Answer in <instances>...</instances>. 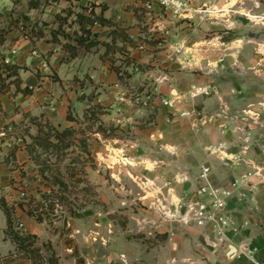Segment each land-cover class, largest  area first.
I'll return each instance as SVG.
<instances>
[{
  "label": "crops",
  "instance_id": "0c3cea01",
  "mask_svg": "<svg viewBox=\"0 0 264 264\" xmlns=\"http://www.w3.org/2000/svg\"><path fill=\"white\" fill-rule=\"evenodd\" d=\"M178 1L184 6L180 14L156 0L74 2L90 4L84 13L93 10L111 23L92 29L109 48L80 49L68 58L65 42L51 43L44 30L41 39L25 36L27 19L45 21L44 1L29 10L26 0L24 13L15 16L14 2L0 0V32L8 30L0 43V64L23 68L21 87L32 90L26 96L12 89L0 93V198L13 208L21 232L38 244L49 238V223L38 222L28 205L19 207L21 197L41 191L26 135L37 134L43 125L73 128L97 108L99 125L120 136L95 146L93 158L111 177H131L139 188L134 193L121 189L139 204L134 214L130 205L129 211H119L128 215V223L115 234L109 231L104 262L252 264L243 256L244 247L256 261H264V36L258 40L248 16L238 9L250 17L257 14L229 5L239 0ZM55 2L60 7L68 3ZM204 8L207 12L200 13ZM115 29L123 36L112 35ZM165 100L172 107L164 106ZM203 168L209 169L206 181L200 179ZM117 170L121 177L115 176ZM206 183L229 194L227 211L243 226L223 239L237 250L225 263L218 259L223 240L214 225L198 226L188 211L195 205L208 210L211 200L197 193ZM6 227L0 211V264H15Z\"/></svg>",
  "mask_w": 264,
  "mask_h": 264
},
{
  "label": "rangeland",
  "instance_id": "374dc122",
  "mask_svg": "<svg viewBox=\"0 0 264 264\" xmlns=\"http://www.w3.org/2000/svg\"><path fill=\"white\" fill-rule=\"evenodd\" d=\"M41 1L45 2L43 7L45 21L37 20L36 24L47 33L48 39L50 32L59 28L61 20L58 18L66 17L65 11L76 13L81 11L80 8H91L90 4L79 7L74 3L76 0L62 2L61 7L60 3L54 0ZM242 1H229V5L233 6V3H236L235 6L238 8L244 6L255 11L257 15L253 16L250 13L252 15L250 17L245 9H238L248 16L258 40L260 36L263 39L264 15L260 11L264 7V0ZM253 1L261 3V7L258 5L255 7ZM12 2L15 16L17 11L24 13L22 11L25 10L26 0ZM206 10L207 8H204L199 12ZM71 21L72 18L68 19L67 24L60 28L63 34H72L75 26ZM23 23L26 25L27 22ZM88 113L83 115L82 120L75 121L73 128L59 131L52 126L43 125L40 134L26 135L27 139L24 141L27 142L33 169L37 171L41 191L37 188L34 197H21L19 207L28 205V212L45 210L50 213L47 221L45 220L49 223L47 228L49 238L40 245L36 237L25 236L19 229L18 220L12 214L13 232L20 237L17 241L18 247L15 245L14 254L9 255L15 264H109L103 259L106 237L110 230L115 234L116 231L126 228L128 223V215L119 211H123L124 208V211L130 209L133 214L136 213L134 206L139 204L138 200L133 201L130 193L124 194L121 190L138 192L136 181L134 182L131 177L130 181L111 177L109 170L103 164L99 165L93 158L95 146L102 147L104 140H113L120 135L108 133L107 129L99 125L102 114L100 109L91 108ZM118 170L115 176L121 177L117 174ZM22 200L25 202H21ZM128 205L131 206L129 209ZM111 208L114 211L107 213ZM54 222L58 224L55 228L52 227ZM93 232L96 234H92ZM71 235L73 237H70ZM93 237L97 240H93ZM5 240L11 241L9 238ZM67 249L71 253H68Z\"/></svg>",
  "mask_w": 264,
  "mask_h": 264
},
{
  "label": "trees",
  "instance_id": "16d2710c",
  "mask_svg": "<svg viewBox=\"0 0 264 264\" xmlns=\"http://www.w3.org/2000/svg\"><path fill=\"white\" fill-rule=\"evenodd\" d=\"M55 1H62V0H55ZM67 2H71V0H65ZM79 1V0H76ZM28 9H39L43 4L39 0H29L28 2ZM80 12H72V11H65L66 17L64 19L58 18V20H61L59 22V28L56 29V31L50 32V42L51 43H57L60 44L61 40H64V44L62 45V49L68 54V58H75L78 55V51L80 49H84L86 52L90 51L91 48L97 47L99 45L106 46V48H109V44L100 43L98 41L99 34L93 33L92 29L97 26H111V23L105 19H103L102 16H97L94 14L93 10L90 11L89 15L84 13L86 9L80 8ZM26 18V17H25ZM72 18V24L75 25L76 29L73 30L72 34H63L62 31H60V28L67 24L68 19ZM28 24L23 27V31H25V36H30L36 39L44 38L45 35L43 33V29L41 27H38V25L27 19ZM19 21H11L10 24L16 25ZM8 30H2L0 32V43L4 41V37L7 34ZM123 31L115 29L111 34L116 35L118 37H122ZM62 37V39H60ZM23 70V68L17 66V65H7L5 63L0 64V93H7L11 91V89L14 91L15 94H22V95H30L32 93V90L24 87L22 88V82L20 79V72ZM96 109V108H94ZM69 120H72L71 117H69ZM42 132V127L39 129V134ZM0 211L3 212V214L6 217L7 221V227L4 231V238L11 239L10 242H13L16 247H18L17 241H19L18 235L13 232V208L8 206L7 202L4 198H0ZM43 212H38V210H35L31 212L32 216H35L36 220L38 222L47 221V216H49L48 212L45 210H42Z\"/></svg>",
  "mask_w": 264,
  "mask_h": 264
},
{
  "label": "built area",
  "instance_id": "2783aa9c",
  "mask_svg": "<svg viewBox=\"0 0 264 264\" xmlns=\"http://www.w3.org/2000/svg\"><path fill=\"white\" fill-rule=\"evenodd\" d=\"M158 3L165 7L170 8L175 14H180L184 6L178 0H156ZM147 4V5H146ZM145 5L149 8V2ZM207 12V11H205ZM206 94V93H205ZM162 104L166 107H172V103L169 101H162ZM189 116V113H182L181 117ZM3 134L0 135L2 137ZM209 169L203 168L200 175L202 181H206ZM197 193L199 195H207L211 200L208 210H205L203 206L195 205L189 206L191 219L198 225L202 226L205 223H211L214 225V232L217 238L221 241L227 234L237 235L241 232L243 226L238 225L235 220L230 216L226 208V200L229 194L225 191H219L206 183L205 186L198 188ZM243 256L250 259L252 264H264L263 262L256 261L253 258V253L248 250L247 247L243 249Z\"/></svg>",
  "mask_w": 264,
  "mask_h": 264
},
{
  "label": "water",
  "instance_id": "95a60500",
  "mask_svg": "<svg viewBox=\"0 0 264 264\" xmlns=\"http://www.w3.org/2000/svg\"><path fill=\"white\" fill-rule=\"evenodd\" d=\"M221 251H224V254L221 257H218V259L225 263L228 261L231 257L235 256L237 254V250L234 246H232L228 241L223 240L220 245ZM218 253V252H217ZM218 256V255H217Z\"/></svg>",
  "mask_w": 264,
  "mask_h": 264
}]
</instances>
